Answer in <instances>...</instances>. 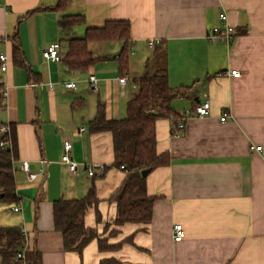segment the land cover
Instances as JSON below:
<instances>
[{"label":"crops","instance_id":"0c3cea01","mask_svg":"<svg viewBox=\"0 0 264 264\" xmlns=\"http://www.w3.org/2000/svg\"><path fill=\"white\" fill-rule=\"evenodd\" d=\"M58 2L0 0V53L9 57L7 71L0 70L2 90L7 87L0 124L10 125L14 139L19 197L12 211L0 202V227L26 231L42 264H264V0H69L63 9ZM222 13L237 32L229 45L208 39L223 24ZM71 15L84 18L66 37L59 23ZM108 21L131 25L126 73L132 81L147 68H166L171 88L189 87L173 102L176 112L211 103L210 115L190 118L179 136L172 135L168 118L157 122L158 152L168 153L170 164L147 178L155 197L148 224L110 225L116 205L109 198L126 174L113 166L111 133L89 129L101 103L110 119L126 115L134 89L119 82L123 43H91L97 57L108 58L85 72L70 71L64 63L68 38H83ZM52 44L60 45L61 62L43 58ZM15 45L22 63L13 59ZM233 70L241 75L228 76ZM93 74L96 93L88 87ZM71 82L76 89L65 87ZM224 114L229 118L222 122ZM65 141L73 145L78 174L61 163ZM23 163L36 180L28 181ZM92 164L109 169L91 178L84 167ZM92 189L100 202L86 212L85 226L108 244L122 245L100 251L93 240L82 253L66 251L54 226V203L81 199ZM176 224L184 232L178 242Z\"/></svg>","mask_w":264,"mask_h":264},{"label":"trees","instance_id":"16d2710c","mask_svg":"<svg viewBox=\"0 0 264 264\" xmlns=\"http://www.w3.org/2000/svg\"><path fill=\"white\" fill-rule=\"evenodd\" d=\"M68 2L69 0H59L57 8L63 9ZM83 18L82 15H71L64 16L60 20L59 24L66 37H69L73 27ZM130 31L131 25L128 21H108L101 28L88 29L83 38H68V50L64 63L70 71L85 72L98 61L108 58L97 57L89 48L91 43L119 41L123 43V49L117 58L122 76L126 73L130 56ZM1 42L2 38H0V44ZM13 59L17 63H22L23 57L17 45L13 49ZM133 81L137 89L133 90L128 100L124 118H108L106 105L101 103L96 116L89 122L91 132L111 133L113 166L116 168L124 166L122 170L126 174L124 182L109 198V201L116 205V217L110 225L117 227L129 223L148 224L151 221L155 197L148 193L147 178L154 170L170 164L169 154L158 152L157 122L170 116L180 115L173 108V102L185 96L189 88H171L166 68L157 71L147 68L141 77ZM2 88L0 84V107L3 104ZM14 158L13 139L12 151L0 149V202L19 203L16 193ZM145 170H149L146 177L142 175ZM99 202L92 189L81 199H63L54 203V226L56 231L63 235L66 251L82 253L93 240H97L100 251L117 250L122 245V243L108 244L106 239L99 237L96 230L85 226L86 212L96 207ZM24 247L25 238L21 227H0V264H42L39 252L31 247L25 252L24 260L16 261V255ZM101 264L118 263L116 260H108L102 261Z\"/></svg>","mask_w":264,"mask_h":264},{"label":"built area","instance_id":"2783aa9c","mask_svg":"<svg viewBox=\"0 0 264 264\" xmlns=\"http://www.w3.org/2000/svg\"><path fill=\"white\" fill-rule=\"evenodd\" d=\"M220 20L222 21L221 26L213 27L208 33V39L213 42H222L227 45L231 44L236 37V29L231 26L228 22V17L226 13H222L220 15ZM149 47L153 48L156 45V41L150 40L148 43ZM133 54V52H132ZM42 56L47 61L61 62L63 57L60 55L59 45L52 44L48 46L42 53ZM9 57L6 54L0 53V70L2 72H6L8 69ZM241 73L237 70H233L228 73V76L239 77ZM120 84H128L131 83L133 89H137V85L133 82L127 73L123 74L119 78ZM88 87L90 92L96 93L99 91V84L96 75H90L88 78ZM67 89H76V83L71 82L65 85ZM7 95V87L1 90V97L4 99ZM211 113V103L209 101H205L203 103H195L191 109L184 110L178 116H170L168 119L171 122V133L173 136H179L180 133L185 129L187 121L192 117H208ZM229 118L228 114H224L221 116V121L225 122ZM0 149L5 150H13V139L11 137V128L10 125L2 124L0 125ZM73 145L69 141H65L63 144V154L61 156V163L65 164L72 173L78 174L80 164L72 159ZM253 149L260 151L262 150V146L253 147ZM86 174L91 178H101L103 174H105L109 167L104 164H92L85 165L84 167ZM119 169L124 170V166H121ZM22 170L26 173L28 181H34L37 178L36 173H32L30 171L28 163H23ZM13 211L18 212L20 210L19 206H15L12 208ZM174 231V240L176 242L181 241L184 237L183 226L181 224H176L173 228ZM23 235L25 238V247L18 253L15 257V260H24L25 252L29 248V238L28 233L23 231Z\"/></svg>","mask_w":264,"mask_h":264},{"label":"rangeland","instance_id":"374dc122","mask_svg":"<svg viewBox=\"0 0 264 264\" xmlns=\"http://www.w3.org/2000/svg\"><path fill=\"white\" fill-rule=\"evenodd\" d=\"M66 45H67L66 42H62V47H63V48H65ZM59 47H60V45H59ZM1 49H2V46L0 45V50H1ZM130 66H131V65H130ZM220 121H221V120H220ZM1 204L4 205V206H6L8 210L10 209L9 207H10V204H11V203H7V202L2 201ZM9 211H12V210H9Z\"/></svg>","mask_w":264,"mask_h":264},{"label":"water","instance_id":"95a60500","mask_svg":"<svg viewBox=\"0 0 264 264\" xmlns=\"http://www.w3.org/2000/svg\"><path fill=\"white\" fill-rule=\"evenodd\" d=\"M148 173H149V170H145V171L142 172V175L144 177H146L148 175ZM1 197H3V194H1Z\"/></svg>","mask_w":264,"mask_h":264}]
</instances>
